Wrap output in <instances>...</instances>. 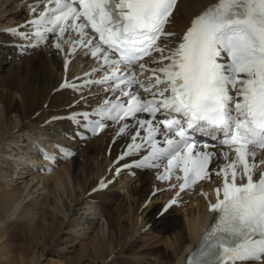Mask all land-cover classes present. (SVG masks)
<instances>
[{
  "label": "snow or ice",
  "instance_id": "1",
  "mask_svg": "<svg viewBox=\"0 0 264 264\" xmlns=\"http://www.w3.org/2000/svg\"><path fill=\"white\" fill-rule=\"evenodd\" d=\"M42 2L44 10L26 21L30 31H6L40 42L53 34L58 50L65 44L69 52L79 47L98 62L93 72L103 70L100 79L81 85L65 81L61 87L111 82L108 90L119 92L70 119L93 133L116 122L118 136L135 126L118 159L142 150L147 154L124 168L164 164L157 178L176 176L184 191L211 179L210 165L218 156L208 150L214 145L202 144L198 136L218 141L234 154L215 172L222 183L215 189L216 202L209 205L214 222L189 253L187 264H247L264 256V171L255 178L257 168L264 166V159L256 162L257 149L264 150V0H216L191 20L174 48L161 47L158 41L175 35L165 31L175 0ZM30 10L36 13L35 6ZM89 28L98 41L89 36ZM154 53L160 54L151 61L158 67L149 69L144 59ZM137 66L140 74L152 73L147 84L138 78ZM139 90L147 95L142 98ZM219 156L227 160L229 153L221 150Z\"/></svg>",
  "mask_w": 264,
  "mask_h": 264
},
{
  "label": "bare ground",
  "instance_id": "2",
  "mask_svg": "<svg viewBox=\"0 0 264 264\" xmlns=\"http://www.w3.org/2000/svg\"><path fill=\"white\" fill-rule=\"evenodd\" d=\"M1 1L13 4L6 12L10 13L9 17L20 15L14 4L18 0ZM211 1L213 0H179L173 12L174 29L186 25L192 15ZM9 17L5 18L8 20ZM7 41L4 34H0V142L5 140L7 143L6 146L2 145V149L6 150H1L0 154L1 165L6 167V170L0 169V264H41L40 259L45 253L59 257V260L52 259L54 262L48 259V264H118V261L121 262L117 259L121 250L123 249L121 253L133 250L129 245L140 237L142 228L148 222H152L149 228L151 232H156L159 227L157 232L162 242L166 241V248L155 254L149 251L147 255L153 256L150 264H181L183 252L208 217L205 203L210 191H206L205 187L198 188V197L194 203L187 205L189 211H185L182 217H170L178 215L172 209L165 215L158 216L157 197L150 201V205L142 208L151 187L149 175L139 174L138 182L130 192L134 196L135 207L128 204L124 208L120 198L122 196L116 190H126L127 182L120 183V189L118 186L104 192L97 189L98 178L107 174L111 160L117 154L120 144L118 140L109 149V143L103 142V136L94 139L70 162L60 165L50 176H42L41 183L33 187L23 179L28 175L18 176L10 170L8 172L7 163L10 162L5 160L11 158L16 161L28 152L24 135L32 130L37 132L31 126L62 113L59 109L69 104L72 98L67 91L53 92L61 78L60 55L39 51L32 56L19 58L10 68L3 69L5 59L8 58L11 62L15 60L12 47L6 44ZM34 116L35 119H32ZM64 128L65 125L47 122L42 130L55 134ZM9 141L21 150L14 148L17 153L7 151L11 147ZM26 171H29V167H26ZM66 179L68 181L65 183ZM46 183L50 185V190H58L62 183L65 184L59 196L50 192L52 195L49 193L47 197L38 188L39 185L47 187ZM36 191L38 192L34 195ZM90 197L96 199L98 208L91 206L93 203H90ZM134 215H137V229L133 228L135 223L122 224V218L128 216L127 219H131ZM66 226H72L73 231L83 228V233H75V238L81 239L86 229H92L93 235L88 243L81 242V246L76 249L73 239L68 237L67 228V233H60ZM146 233L144 230L143 234ZM55 238L56 241L69 244L68 251L48 249ZM66 252L70 255L64 256ZM140 261L144 262L145 259Z\"/></svg>",
  "mask_w": 264,
  "mask_h": 264
},
{
  "label": "rangeland",
  "instance_id": "3",
  "mask_svg": "<svg viewBox=\"0 0 264 264\" xmlns=\"http://www.w3.org/2000/svg\"><path fill=\"white\" fill-rule=\"evenodd\" d=\"M6 19V18H5ZM4 19V20H5ZM6 62H9L7 59H5V63ZM11 62V61H10ZM10 65L11 64H8L6 67H4L3 69H8V68H10ZM3 66H4V64H3ZM2 74H5V73H2ZM56 85V84H55ZM32 119H35V116L32 118ZM41 119H42V117H41ZM36 121H38V119L36 120ZM4 143H5V140H2L1 142H0V153H1V150H2V145H4ZM5 146V145H4ZM21 146V145H20ZM4 169L5 167H1L0 166V169ZM5 170H6V168H5ZM8 172H9V170H8ZM52 174V173H51ZM50 174V175H51ZM31 175V174H30ZM49 175V176H50ZM33 177V179H32V181H30L29 179H25L26 181H29L28 183H30V186L31 187H33V186H36V185H38V184H40L41 183V181L43 180L42 178L43 177H40L41 179H38V178H36V176H34V175H32ZM44 178H46V177H44ZM68 180L66 179V181H65V183L67 182ZM37 182V183H36ZM33 183V184H32ZM65 183H62L61 185H60V187L61 188H59L58 190L55 188L54 190L52 189V190H50V185L48 184V183H46L47 185V187H45V186H43V185H39V191H43V193L45 194V195H47V197L49 196V193L51 192V193H56L58 196L60 195V193L59 192H61L62 191V189H63V187L62 186H64L63 184H65ZM37 192L38 191H36V192H34V195H36L37 194ZM50 193V195H52ZM125 197V198H124ZM120 198H122V200H121V203H122V205L124 206V208L129 204L130 206H132L133 208L135 207V199H134V196L133 195H123V197H120ZM129 198V200H127ZM132 199V200H131ZM134 202V203H133ZM178 214V213H177ZM136 216L137 215H134V217L132 216L131 217V219H127V217L128 216H126V217H124V218H122V224L123 223H126V224H128V223H130V225H132V223H135L134 224V226H133V228L134 229H137V222H136ZM177 216H180V215H172V216H170V217H172V218H176ZM180 217H182V216H180ZM124 219V220H123ZM101 221H102V219H101ZM142 224H143V222H142ZM160 225H162V224H160ZM136 226V227H135ZM72 226H70V227H63L62 228V230H61V232L60 233H67V231H68V237L69 238H72L73 240V243H74V245L76 246V249H78L80 246H81V242H85V243H88L89 241H90V239H91V236L93 235V231H92V229H86L85 231H84V235H83V237L80 239H78V238H75V233H83V228L82 229H77V231H73V228H71ZM66 228H67V231H66ZM130 229H131V227H130ZM159 229V227L157 228V230ZM78 230H79V232H78ZM81 230V231H80ZM157 230H156V232H152V234H148V232L146 233V234H144V236H142L141 238H139V240H137V241H134L135 242V244H131V245H129V247H131V249H133L132 251H128V252H126V253H121L122 252V250H121V252H120V256L117 258L118 260L120 259L121 260V262H119L118 261V264H150L151 262H153V256H148L147 254H149V251H151L152 253H157V251H159V250H161V249H163V248H166V241H164V242H162V240H161V237H160V234H158V232H157ZM90 231H92V232H90ZM151 232V231H150ZM157 234V235H156ZM58 236V235H57ZM56 236V237H57ZM145 236H146V238H145ZM187 236V234H185V237ZM156 237V238H155ZM145 238V239H144ZM160 238V239H159ZM155 239H156V241H155ZM57 239L55 238L53 241H52V244H50V247L48 248V249H54L55 251H61V250H66V251H68V246H69V244H67V243H65V244H63L64 243V241H56ZM79 240H80V242H79ZM159 240V241H158ZM161 240V241H160ZM68 245V246H67ZM74 246V247H75ZM148 246V247H147ZM125 247H126V245H125ZM137 247V248H136ZM67 248V249H66ZM136 251V252H135ZM167 251H169V250H167ZM119 252V251H118ZM137 253V254H139V255H141V256H134V257H132L131 255H129V254H127V253ZM47 253H45V255L44 256H42V258L40 259V263L41 264H48L46 261L48 260V259H50V260H59V257H56L54 254H48V255H46ZM116 254H117V252H116ZM125 254V255H124ZM66 255H70L69 254V252H66V254L64 255V256H66ZM122 255H124V257H122ZM121 257V258H120ZM113 258V257H112ZM123 258V259H122ZM116 259V260H117ZM143 259H145V261L143 262V261H140V260H143ZM52 260V261H53ZM147 261V262H146ZM54 262V261H53Z\"/></svg>",
  "mask_w": 264,
  "mask_h": 264
}]
</instances>
